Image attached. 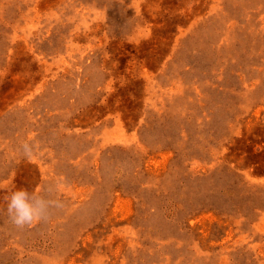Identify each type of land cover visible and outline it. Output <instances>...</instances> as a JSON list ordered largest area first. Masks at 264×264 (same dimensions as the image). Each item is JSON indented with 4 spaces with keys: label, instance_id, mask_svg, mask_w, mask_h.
I'll return each mask as SVG.
<instances>
[{
    "label": "rangeland",
    "instance_id": "1",
    "mask_svg": "<svg viewBox=\"0 0 264 264\" xmlns=\"http://www.w3.org/2000/svg\"><path fill=\"white\" fill-rule=\"evenodd\" d=\"M0 264H264V0H0Z\"/></svg>",
    "mask_w": 264,
    "mask_h": 264
},
{
    "label": "clouds",
    "instance_id": "2",
    "mask_svg": "<svg viewBox=\"0 0 264 264\" xmlns=\"http://www.w3.org/2000/svg\"><path fill=\"white\" fill-rule=\"evenodd\" d=\"M24 156L31 159L33 146L25 143L22 146ZM7 199L6 212L11 223L18 229L31 227L46 220L53 207H62L59 201L47 198L44 194L19 188L10 193Z\"/></svg>",
    "mask_w": 264,
    "mask_h": 264
}]
</instances>
